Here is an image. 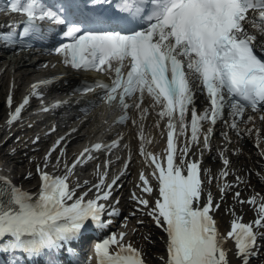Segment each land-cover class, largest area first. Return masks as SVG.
Listing matches in <instances>:
<instances>
[{
  "label": "bare ground",
  "instance_id": "6f19581e",
  "mask_svg": "<svg viewBox=\"0 0 264 264\" xmlns=\"http://www.w3.org/2000/svg\"><path fill=\"white\" fill-rule=\"evenodd\" d=\"M264 27V26H262ZM35 55H29L26 57H19L15 62H13L14 70L11 73L10 80L7 81L6 77H2L0 79V121L1 116L3 114V111L6 107V102L10 101L13 96H16L19 93L18 88L23 84L25 80L29 82H33L36 79V64L34 61ZM90 122L89 124H91ZM245 130L248 129L249 135H244L242 138L248 140L250 143H257L258 142V136L261 135L260 131L258 132L256 129L252 127L244 126ZM88 131H91V125L87 127ZM235 136V135H231ZM262 137V136H261ZM18 142H14L9 148H15L20 145H22L24 142H21L20 144H17ZM248 142L246 141L245 144ZM259 155L264 153V139L260 140L259 143ZM7 149V148H6ZM251 155L250 156H243L239 155L238 157H234L235 162H240L243 164L250 163L257 161L258 166L251 170L248 175H244L241 177V179L237 180L236 185H232L231 187H228L227 189H230L226 191V194L222 198V204L221 208H218L216 215L218 216L219 224L220 225H226L231 218L235 217V214H241L244 217H248V214L252 211L254 206L252 208L248 207V204L245 202L243 203H234L233 202V192L234 190H240V195L236 198L239 199L240 197H247V196H253L254 200H263L264 199V186L261 184L258 175L256 174V170L264 171L263 168V158L256 156L255 154H252L251 148L248 150ZM0 155L1 160L6 159V169L9 171L10 174H13L16 179L20 180L24 184H32L35 181V172L32 170L31 164L28 161V156L34 154H29L26 156L25 159H21L20 161H17L14 164V153H7L4 149L0 147ZM20 162V163H18ZM20 165V166H19ZM4 166V165H3ZM19 169H21V172L19 173ZM33 171V172H32ZM236 179L235 175H228L227 177L223 178L224 181ZM210 189L214 191V183H211L209 185ZM218 195V193H216ZM5 200L9 199V196L6 195ZM232 204L231 208H229V205ZM224 206L226 207L224 209ZM134 219V218H133ZM148 222V221H147ZM128 228V235L127 238H129L131 241H134L136 244L140 245L143 249L144 256L146 260L150 264H164V261L159 258L158 256H161L163 253L161 252V249L163 248V241L156 239V235L158 231L151 225H144V226H138L135 232L131 231L129 227ZM264 230V226L262 227ZM161 235V234H160ZM230 245H233L230 243ZM264 255V234L261 235L259 246H253L249 248V252L247 253L245 250L239 247H232L230 249L227 260L228 264H257L255 261H258L262 259V256ZM243 258H247V261L245 263H242L241 260ZM221 264V263H218ZM259 264H264V258L262 259V262Z\"/></svg>",
  "mask_w": 264,
  "mask_h": 264
}]
</instances>
